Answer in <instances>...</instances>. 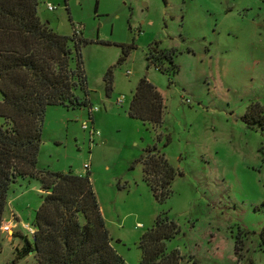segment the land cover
Masks as SVG:
<instances>
[{"label": "rangeland", "instance_id": "rangeland-1", "mask_svg": "<svg viewBox=\"0 0 264 264\" xmlns=\"http://www.w3.org/2000/svg\"><path fill=\"white\" fill-rule=\"evenodd\" d=\"M37 16L55 33L85 40L78 53L95 110L92 124L87 106H47L36 166L89 175L110 242L128 264L138 262L137 241L157 214L178 226L165 247L179 251V264H264V126L242 120L251 104L264 113V0H40ZM150 45L174 50V74L146 60ZM142 76L162 98L156 127L126 112ZM84 120L99 132L92 139ZM152 143L174 170L160 201L136 160ZM19 186L25 191L12 207L30 223L39 182L19 177L8 196ZM3 216L13 221L6 204ZM6 236L1 230L0 264L18 244ZM33 261L31 253L16 260Z\"/></svg>", "mask_w": 264, "mask_h": 264}, {"label": "trees", "instance_id": "trees-1", "mask_svg": "<svg viewBox=\"0 0 264 264\" xmlns=\"http://www.w3.org/2000/svg\"><path fill=\"white\" fill-rule=\"evenodd\" d=\"M39 1L0 0V224L11 183L19 177H34L41 190L30 222L33 231L30 237L19 236L15 255L5 264H19L16 260L27 253L34 261L26 264H128L110 242L89 175L36 166L45 108L90 106L78 53L85 40L74 33L52 31L37 16ZM128 48L122 47L118 61ZM173 53L172 49L150 45L145 58L157 70L171 75L177 70ZM105 81L109 89V70ZM81 91L83 97L78 94ZM257 107L249 105L242 120L250 127L256 123L263 128L264 113L260 106L257 112ZM162 109L160 93L142 76L131 94L127 115L156 127ZM136 160L155 199L163 200L174 170L161 149L148 144ZM177 231L172 219L157 214L139 236L136 264H179V251L165 247V240ZM258 239L259 248H264V224ZM235 241L236 252L240 246Z\"/></svg>", "mask_w": 264, "mask_h": 264}, {"label": "crops", "instance_id": "crops-1", "mask_svg": "<svg viewBox=\"0 0 264 264\" xmlns=\"http://www.w3.org/2000/svg\"><path fill=\"white\" fill-rule=\"evenodd\" d=\"M93 122H94V117H93V115H91V123L93 124ZM15 182H13V183H15ZM19 185H21V183ZM33 187H36V184H33ZM38 190H39V187H38ZM12 191H13V194L11 196H8V194L6 192V202H5V204L7 205V208H8L9 217L12 218L13 223H15V226L12 228L11 231L10 230H7L6 231V234H7V236H6V242L7 243H11L12 242L13 243L15 241H18L16 243H19L20 242L19 236L23 234L22 231H21V223H20L21 221L19 219L20 218V215H19L18 212L14 211V209L12 207L13 206V203L12 202L14 201V199H17L18 197H20L21 195H23V192L25 190L21 186H19L18 188L15 187L14 190H12ZM30 220H32V218H30ZM2 222L4 223V216L2 218Z\"/></svg>", "mask_w": 264, "mask_h": 264}, {"label": "built area", "instance_id": "built-area-1", "mask_svg": "<svg viewBox=\"0 0 264 264\" xmlns=\"http://www.w3.org/2000/svg\"><path fill=\"white\" fill-rule=\"evenodd\" d=\"M46 8L48 10H52L53 9V7L50 4H47L46 5ZM121 99H122V97L116 99V103L117 104H120L121 101H122ZM92 110H95V109H91L90 106L87 109L88 119L90 120V123H91ZM80 127L83 128V129L88 128V133L91 136V139L93 138L94 135H98L99 134L98 130L95 129V128H93L92 125L91 126H88L87 120L81 121L80 122ZM83 167L87 168L88 167V163L87 162H84L83 163ZM14 226H15V223H13V221H11V222H4V223L1 222V224H0V231L1 230H4L5 232L7 230H10L11 231ZM21 226L24 227L29 233H31L33 231V226L29 222H22L21 223Z\"/></svg>", "mask_w": 264, "mask_h": 264}]
</instances>
